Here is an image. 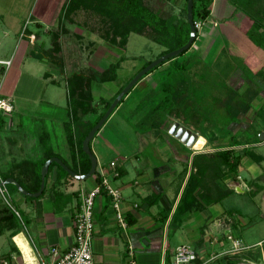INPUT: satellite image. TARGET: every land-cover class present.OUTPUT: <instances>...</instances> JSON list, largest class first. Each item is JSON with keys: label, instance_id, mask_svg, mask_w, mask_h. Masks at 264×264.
I'll list each match as a JSON object with an SVG mask.
<instances>
[{"label": "rangeland", "instance_id": "rangeland-1", "mask_svg": "<svg viewBox=\"0 0 264 264\" xmlns=\"http://www.w3.org/2000/svg\"><path fill=\"white\" fill-rule=\"evenodd\" d=\"M49 1L0 0V59H9L13 56L20 76L18 83L14 84V79H10L8 73L0 74V84L3 85V94L0 97L14 89L16 92L11 97L14 112L6 117V124L0 130V170L7 168V172L10 171L11 165L22 159H34L35 153L40 154V150H43V153L46 151V153L55 155L58 153L61 161L67 158L69 145L65 125L69 116L67 115L68 108H65L66 77L73 73L87 75L90 70L102 73L110 64L123 58V61H120L115 81L105 83L103 86L93 83L91 86L93 102L98 105L100 111H103L100 99L109 101L146 61L153 62L165 49L136 33L129 35L125 49L117 43L111 45L102 37L106 32L102 18L97 13L83 10L66 18L61 9L57 15L55 14L57 18L53 21L54 26H46L45 21L49 20L46 18L49 16ZM144 2L161 15L171 13L174 16L183 17L184 0L169 2L144 0ZM51 5L55 7L59 4ZM210 8L211 17L205 23L206 25H201L198 37L191 48L184 55L175 57L180 56L178 61L180 64L183 62L185 67L181 76L187 78L190 86L187 109L191 112L198 111L205 119L198 130L192 127L191 129L206 140V147L201 149L204 153L226 148L228 140L235 137L240 143H250L246 147L254 154L263 157L260 164L245 158L241 163L238 179L228 178L225 181L226 187L232 188L234 192L221 204L205 207L206 211L212 214V218L224 211L233 223L229 228L231 232L223 236L220 234L217 237L225 243L217 255L224 256L235 254L228 253L230 248L228 237L234 235L241 241V245L248 249L257 246V244L250 245L251 243L264 239V140H259V134L264 132V49H258L246 37L241 27H236L232 22L221 17L223 14H216L214 12L215 1ZM54 42L59 45L63 57L61 74L57 71L58 68L50 65L44 57L45 50L52 48ZM21 52L25 54H22L20 58ZM171 66L167 63L156 66L151 69V73L139 80L130 90L129 97L127 96L110 115L91 142L109 152L106 165H109L111 158L116 159L120 156L119 163L122 164L121 159L125 156L129 157L130 178L134 179L138 176L146 180L148 175L151 180H157L159 185L167 190V197L170 201L184 186V178L180 175V171L185 163L178 161L175 153L167 152L168 149L163 148L168 141L171 145L181 148L180 143L174 136H170L165 126L167 125L169 131L175 121L181 125L184 124L175 118H164L162 116L164 108L161 105L155 114H153V109L159 104L162 95L161 87L166 82L165 80L170 81L167 84L178 85V82L174 81L179 71L174 77ZM258 71L260 73H257ZM45 72H49L51 77L56 78V81L50 83L48 80L47 82L43 78ZM228 87L241 96L250 89L258 93L257 97L243 110L238 121L229 127L222 122L226 111L225 107L219 104L228 93ZM136 107H139L137 112H135ZM90 117L91 119L96 118V116ZM156 119H161L163 122L161 139H157L153 133H150L149 126ZM175 146L174 149H176ZM191 148L187 147L186 151L188 155L190 154V158L193 157ZM129 150L135 154L139 153L138 158H134V154L128 156L127 151ZM191 159L188 163V173ZM22 165L21 162L17 167H22ZM164 165L170 166V172L156 176L155 169L162 168ZM73 181L75 184L72 188L77 189L80 182ZM111 185L116 187L118 184L111 181ZM236 187H240L242 192H237ZM10 192L14 193L12 190ZM10 203L13 207L17 205L12 201ZM15 208L19 210L28 227L27 230L32 231L33 224L24 210L20 206ZM201 212L197 210L190 215L187 214L188 212L177 211L173 215L172 224L170 223L168 231H164L163 234V240L165 237L172 250L183 243L196 249L192 243L191 234L200 232L195 228H206L205 223L209 222L205 221L206 218L202 217ZM187 216L189 217L186 219ZM174 224L179 227L177 230L174 229ZM18 225L20 232L27 238L26 230L21 226L20 221ZM233 226L234 228L236 226V229L232 234ZM118 231L116 232L117 237H119ZM144 240L146 244L147 240ZM244 249L236 256L249 258V261L255 263L259 258V251L256 248L253 251L250 250L251 255L248 257L247 254L244 255ZM146 254L147 258L153 257L149 253ZM198 254H200L199 251ZM121 257L123 264L129 263L130 256L127 255L126 250L124 257ZM135 257L138 264V252H135ZM171 258L172 255L165 264H172ZM159 264H164L163 255Z\"/></svg>", "mask_w": 264, "mask_h": 264}, {"label": "trees", "instance_id": "trees-1", "mask_svg": "<svg viewBox=\"0 0 264 264\" xmlns=\"http://www.w3.org/2000/svg\"><path fill=\"white\" fill-rule=\"evenodd\" d=\"M162 1L169 2L171 0ZM214 1V12H216V14H223L221 17L226 18V20L232 22V24L236 27H241L246 37L258 49H264V0H193L192 14L194 23L199 22L204 24L211 17L210 7ZM186 2L187 0H184L183 17L174 16L171 13L165 16L161 15V13H157L150 8L144 0H68L62 8V12L66 18H70L71 15L79 10L97 13L102 18L105 25L106 32L102 35L104 40L109 42L111 45L117 43L122 49H125L129 35L131 33L140 34L165 48L157 57L159 58L166 53L182 47L188 41L190 29L186 18ZM55 38L57 39V37H54V39ZM187 51L182 52L180 55H184ZM44 57L47 58V61H49L53 66L58 68L57 71H59L60 74L63 72V57L61 55L60 47L56 42L53 43L52 48L45 50ZM178 58L174 57L172 58L173 60L169 59L160 64L164 65L167 63L168 65H172L171 68H173V76L175 77V75L178 74L177 79L174 81H177L178 85L173 83L167 84V82L170 83V81L165 80L166 82L161 87V99H159V104L156 106L157 108L155 107L153 109V114L158 112L156 110H158L161 105L164 108L162 114L164 118L178 119L182 122V124L185 126L187 125L186 127H192L194 130H198L201 122L205 119L198 111L191 112L187 109L189 107L188 100L190 86L186 80L187 78L181 76V72L185 69V67L183 62L181 64L179 63ZM120 61H123V58H120L115 63L110 64L102 73L90 70L87 75L84 73H73L66 77L67 108L69 116L68 122L65 125L67 130V139L72 147L75 145L77 156L85 163L84 168L79 170L71 168V170L78 175L86 174L91 167L89 157L82 150V141L95 124L102 118L110 104L121 92V90L140 70L152 62L146 61L142 67L138 69L127 80V82L116 91L109 101L101 98L99 102L102 104L103 111H100L98 105H95L93 102L94 96L91 86L93 83L103 86L105 83L115 81L117 79V70L120 67ZM178 71L179 73H177ZM151 72L152 70L147 72L142 78ZM3 73L4 70L0 67V74ZM257 73H260V71ZM132 88H134V86ZM129 92L121 99L113 112L125 100V98L129 95ZM257 95V92L250 89L241 96L234 89L228 87V93L226 94L224 100L219 103L221 107H225L226 111L222 122L226 123L227 127L236 123L243 110L257 97ZM138 108L139 107H136L135 112H137ZM10 114L0 111V130H2L5 126L6 117ZM90 116H96V118L91 121L87 118ZM162 124L163 122L161 119H156L153 120L149 126L151 130H149L150 133H153L157 139L162 138ZM248 144L250 143H240L235 139V137H231V139L228 140L227 147L224 149H214L211 153L203 152L194 155L190 162L189 173L188 163L186 162L183 169L180 171V175H183L184 180L187 174L188 176L181 190L173 215L176 214L177 211L189 213L202 210L207 206L220 203L225 198L230 196L234 190L230 187H226L225 181L228 178L231 180L238 179V172L242 161L245 158H249L251 161L258 164L263 161L262 156L254 154L248 147H246ZM237 148L240 149L238 150ZM53 156L54 155L52 153H45L43 159L38 162H24L25 166L27 165L32 167L33 173V175L29 178H15L24 191L28 193H36L39 190L42 166ZM73 158H75V154ZM53 166H56L57 169L63 173L65 179L74 180L55 163H52L49 166L48 173ZM117 170L119 171L120 169ZM48 173L45 175V180ZM94 174L97 173L95 172ZM0 175L3 180L12 177L10 173ZM119 175L120 174H118V177ZM60 182L61 178L58 177L54 184L58 185ZM97 182H99V179ZM250 184L251 180L249 181V185ZM6 186L10 189V191L12 190L20 194L13 185ZM44 191L45 181L41 196ZM40 197L31 198L23 196L25 200L33 201L35 203L34 208L36 215L40 212L38 207ZM125 218L128 226L133 225L136 221L129 214H126ZM165 218L166 216L162 218L163 222ZM172 222L173 219H171L170 223ZM18 224L19 219L15 213L8 206H6V204L0 201V234L4 231H10V237H14L20 232ZM173 250L169 247L165 248L164 264L168 258L171 257ZM261 250L264 254V242L261 245ZM243 259L245 258H239L236 254L224 255L215 257L205 264H239ZM201 263H203V260L198 257L192 264Z\"/></svg>", "mask_w": 264, "mask_h": 264}, {"label": "crops", "instance_id": "crops-1", "mask_svg": "<svg viewBox=\"0 0 264 264\" xmlns=\"http://www.w3.org/2000/svg\"><path fill=\"white\" fill-rule=\"evenodd\" d=\"M67 1L68 0L49 1L48 3L49 16H46V18L49 20L45 21L46 26H50V25L54 26L53 21L55 18H57L56 15L60 12L63 4H65ZM55 3L59 5H55V7L54 5H51ZM205 23L204 25H206ZM25 45L26 47H28L26 43ZM26 47L24 48V52L26 51L25 50ZM24 52H21V54L19 55L20 58L22 54L23 55L25 54ZM9 59H12L11 66L8 69L3 67L2 69L4 70V74L8 73L9 75L8 77H10V79H14V84H16L18 83V80H20L19 72L17 70V66L14 64L15 62L14 57L12 56ZM0 60H8V59H0ZM50 65L52 64L50 63ZM52 73L53 71L51 72V74ZM43 78L47 80V82L49 80L50 83H54V81H56V78L54 79L53 77H51L49 72H45ZM2 87L3 85L1 86L0 84V89H2L0 90V95L3 94ZM14 92L15 89L12 90L11 92H8L7 95H2L3 97L1 98L6 97L8 99H11ZM65 108H67V100H66ZM13 112H14V106H13V111L11 113ZM88 119H90L91 121L94 120L91 119V117ZM176 123L180 126H184L186 129L190 128V130L194 132L191 129V127H186L185 125H181L179 122L176 121L172 124V126ZM165 127H166V131L170 134L169 132L170 130L169 131L167 130L168 128L167 125ZM170 136L172 137L174 135L170 134ZM177 141L180 143L181 146V148L179 147L180 149L177 148L178 146L171 145L169 141L164 144L163 148L165 149L167 148L168 149L167 152L171 151L175 153L178 161L184 163H186L187 161V163H189V160L192 157L190 158V154L188 155V153L186 152L187 147L184 144H182L178 139ZM91 142H90V151L96 157L97 160V166L95 172L97 173L100 171V169H102L105 175L111 181H114L116 185L118 184L116 187L119 189L121 193L122 211L125 214H129L136 220L133 225H130L127 227V229L122 230L117 225L115 213L112 210V208H110L108 204V200L103 195L95 196L94 215H93L94 233L92 239L93 262H94L93 264H123L124 261L121 256L124 257V252L128 245H131L134 249L135 260H136L135 252L136 253L138 252V256H139L138 264H159L161 257L164 254L165 248L166 247L171 248L165 237L163 240V234L164 231L166 230L168 231L169 223L171 222L172 215L176 207L174 203L177 204L182 189L180 190L179 193L176 192L174 198L170 201L167 197V193H166L167 190H164V188L159 185V182L157 180H151V178L148 175L146 176V180L142 178H138V176H136V178L134 179H131L129 176L130 173L129 157L126 158V156L124 157V159H121L122 164L119 163L120 156L117 157L116 159L113 158L110 159L109 164L111 162H114L115 169L117 173L120 174L119 177L113 178V171H112L113 168H111L110 165L105 164V162H107V160L109 159V155H108L109 152L107 150L101 149V147H99L98 144ZM205 142L206 140L204 138L202 137L197 138V140L194 142L192 146L194 149L193 148L190 149L191 151H193V154L191 155L194 156L198 153H203L201 149L204 146L206 147L207 142L206 143ZM67 143L69 145V152L67 158L62 159V162L69 169L72 168L79 170L81 168H84L85 163L81 158L77 156L75 145L74 147H72L68 141ZM174 146L176 147V149H174ZM45 153L46 152L43 153V150L42 151L40 150V154H37V152L35 153L36 155L34 159H22L18 161L17 163L10 166L9 172L6 171L7 168H1L0 174H6L11 172L10 173L12 175L11 178L14 179L15 181H16L15 178H21V179L29 178L30 176L33 175L32 167L27 165L25 166L24 162H31V163L38 162L43 159ZM74 154H75V158H73ZM127 154L128 156L130 154L132 155L134 154V158H138L139 156L138 155L139 153L138 154L137 153L135 154L134 152L132 153V150L127 151ZM111 156L113 155L111 154ZM55 158H58L59 160L61 159L58 153L55 155ZM21 162L23 164L22 167H17V165ZM117 169L120 170L118 171ZM168 171L170 172V166L168 165L166 166L164 165L162 166V168L155 169L156 176L158 174L166 173ZM58 177L61 178V182L58 185L57 184L55 185L54 182ZM89 178L85 180H78L80 184L78 185L77 189H74L72 188V186L75 184L73 183L74 181L65 179L63 173L60 172V170L57 169L56 166L52 167L45 180V191L38 202V207L40 209V212L37 215L35 214V208H34L35 203L33 201L25 200L23 198L24 195H22L19 191L18 192L20 194L16 192L14 193L10 192V189H8L7 187L11 201L13 202V204H17L16 206H20L24 210L27 217H29V221H31L33 224V230L32 231H30V229L27 230L28 227L25 225L24 230H26L25 232L27 238L24 236L22 232H19L17 235H15L12 238L10 237V231L2 232L0 234V261L6 260L8 264H24L25 261L26 263L29 264L32 262L31 258L34 257L32 254H30L29 251L30 248L32 249L35 248L37 253L41 254L43 257L47 256L48 251L53 246L58 247L61 251L67 250L73 241L72 220H73V216L79 209V205H80L79 195L81 192H89L97 184V180H98L97 174H94L92 175V177ZM141 180H145V181H141ZM183 184H185V180ZM237 188L240 189V191L239 190L237 191ZM235 190L237 192H242V189L240 187H236ZM158 201H160V203H158ZM221 202L217 204H221ZM161 206L162 208H160ZM16 210L19 212L18 209ZM200 211H202L201 212L202 217L206 218L205 221H209V222L207 224L205 223V225L207 226L206 228L204 227L203 229H199L200 227H196L195 230L196 231L200 230V232H194L191 234L192 243L196 247L195 251L197 253L199 251L201 258L203 256L205 259L218 257L217 255L218 251L223 249V245L225 243L224 240L217 239V237H219L220 234L223 236L226 235V233L228 234L229 232H231V229L229 228L232 227L233 223L229 219V217L225 215L226 213L224 211L219 212L215 218H212L213 217L212 214H210L208 210L206 211L205 208ZM194 212H189L187 214L191 215V213ZM165 216L166 218L164 219L163 222L162 218H164ZM189 216H187L186 219ZM173 226L174 229L176 230L179 228L176 227L177 225L175 224ZM118 229L120 230L118 231ZM235 229L236 226L232 230V234ZM117 231L119 237L116 236ZM232 237L235 238L234 235ZM144 239L147 240L146 244L143 242ZM235 239L239 240L238 238ZM263 242L264 239L256 241L255 243H251L250 245L257 244V246L253 247L252 249L251 248L248 249L244 247L245 251L243 253L244 255L247 254L248 257H250L251 255L249 254L250 250L253 251V249L256 248V250L259 251V258L255 263L249 261L248 260L249 258L247 259L245 258L241 260L239 264H263L264 255L262 254L263 252L261 250V245ZM180 245H184V243ZM229 246H231V243H229ZM146 253L153 255V257L147 258L148 255ZM255 256H257V254H255Z\"/></svg>", "mask_w": 264, "mask_h": 264}, {"label": "built area", "instance_id": "built-area-1", "mask_svg": "<svg viewBox=\"0 0 264 264\" xmlns=\"http://www.w3.org/2000/svg\"><path fill=\"white\" fill-rule=\"evenodd\" d=\"M197 35L201 29L202 23H194ZM204 25V24H203ZM12 64V59L0 60V67L8 69ZM0 111L6 114H10L13 111V104L11 99L0 97ZM110 167L113 168V178L118 177V173L115 169V163L111 162ZM97 182L96 186L93 187L89 192H81L79 195L80 205L79 209L73 216L72 220V244L65 251H61L58 247H51L47 253L46 257L38 254L37 251L30 248V254L34 257L31 258L32 262L29 264H93V249H92V239L94 233V199L97 195H103L107 200L109 206L115 213L116 222L118 226L125 230L127 229V221L125 218V213L121 208V193L118 188L111 185V180L105 175L104 171L100 169L97 172ZM3 179L0 175V199L6 204L17 216L20 221L21 226L25 229L24 221L21 214L12 206L10 203L11 198L6 185H2ZM230 243V249L228 253L237 254L244 247L241 242L233 237L227 238ZM126 253L130 256L128 264H137L134 259V249L131 245L126 248ZM200 257L194 249L186 246L179 245L174 248L172 253V264H192L197 258ZM201 258V257H200ZM203 258V259H202ZM201 259L203 263L214 259H205L204 256ZM164 262V254H163ZM0 264H8L6 260L0 261ZM24 264H28L24 261ZM264 264V263H263Z\"/></svg>", "mask_w": 264, "mask_h": 264}, {"label": "water", "instance_id": "water-1", "mask_svg": "<svg viewBox=\"0 0 264 264\" xmlns=\"http://www.w3.org/2000/svg\"><path fill=\"white\" fill-rule=\"evenodd\" d=\"M193 0H187L186 2V18L187 23L189 25L190 34L188 41L185 45L182 47L171 51L169 53H166L159 58L155 59L153 62L149 63L146 67H144L142 70H140L130 81L129 83L121 90V92L117 95V97L113 100V102L108 107L105 114L102 116V118L95 124V126L89 131L87 136L82 141V150L83 152L89 157L91 162L90 170L83 175H78L74 173L71 169H69L61 160L58 158L52 157L49 158L41 169V176H40V188L36 193H28L24 191L18 182H16L12 178H8L2 182V185H13L22 195L28 196L31 198H38L41 196L43 189H44V181H45V175L48 173V168L52 163L57 164L60 166L69 176L76 180H85L91 177L96 170L97 166V160L96 157L92 154L90 151V142L93 140L94 135L101 129V127L104 125L105 121L109 118V116L112 114L115 107L118 105V103L121 101V99L132 89V87L152 68L158 66L159 64L172 59L178 55H180L182 52L187 51L194 43L197 37V31L193 22ZM170 134L174 135L176 139H178L182 144H184L186 147L191 148L194 144V142L199 138V136L192 132L190 129H186L184 126H180L177 123L172 126L170 129ZM259 140H264V132L259 134ZM240 191V189L237 188V191Z\"/></svg>", "mask_w": 264, "mask_h": 264}, {"label": "clouds", "instance_id": "clouds-1", "mask_svg": "<svg viewBox=\"0 0 264 264\" xmlns=\"http://www.w3.org/2000/svg\"><path fill=\"white\" fill-rule=\"evenodd\" d=\"M198 36V35H197ZM197 38V37H196ZM4 181V180H3Z\"/></svg>", "mask_w": 264, "mask_h": 264}]
</instances>
